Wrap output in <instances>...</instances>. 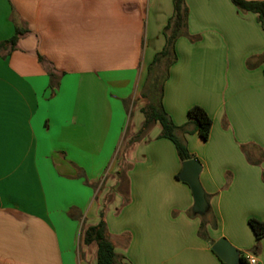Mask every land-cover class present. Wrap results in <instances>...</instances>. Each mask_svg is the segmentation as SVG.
I'll list each match as a JSON object with an SVG mask.
<instances>
[{
  "label": "crops",
  "instance_id": "crops-1",
  "mask_svg": "<svg viewBox=\"0 0 264 264\" xmlns=\"http://www.w3.org/2000/svg\"><path fill=\"white\" fill-rule=\"evenodd\" d=\"M186 4L163 103L203 164L205 213L161 122L137 137L174 0H0V264H100L84 233L101 219L120 264H228L221 238L264 264V29L232 0ZM195 104L207 140L183 128Z\"/></svg>",
  "mask_w": 264,
  "mask_h": 264
},
{
  "label": "trees",
  "instance_id": "trees-1",
  "mask_svg": "<svg viewBox=\"0 0 264 264\" xmlns=\"http://www.w3.org/2000/svg\"><path fill=\"white\" fill-rule=\"evenodd\" d=\"M232 1L243 10L258 13L264 29V0ZM188 14L189 8L186 4V0H174V13L164 27V35L166 39L165 45L155 54L148 68V78L143 88V95L148 97L150 102L143 108L146 120L137 135V137L142 136L152 123L157 121L161 122L163 126L162 136L171 139L175 143L178 153L183 161L193 157L186 143H184L177 135L178 126L164 107L163 95L165 83L169 77L170 67L178 59L176 41L185 32ZM25 31L26 30L17 28L15 35L5 42L11 44L12 48H14L17 45L20 34ZM39 58L41 61H44V57L42 55H40ZM49 74L53 79L51 81V87L54 89L58 84V80L56 79L57 75L52 70H49ZM188 115L189 121L185 126H183V128L187 125L193 124V130L189 131H197L205 140L209 139L213 119L207 110L203 106L195 104L190 107ZM119 175L121 180L123 179L124 182L126 176L122 171L119 172ZM177 177L180 178V175L178 174ZM249 224L257 238L256 247H258L260 239L264 237V220L252 217L249 219ZM84 241L87 244L92 242H96L98 244V262L100 264L121 263L119 255L116 252L115 245L108 237L104 219H101L98 224L91 225L85 230ZM239 258L241 263L248 262L244 254H241Z\"/></svg>",
  "mask_w": 264,
  "mask_h": 264
},
{
  "label": "water",
  "instance_id": "water-1",
  "mask_svg": "<svg viewBox=\"0 0 264 264\" xmlns=\"http://www.w3.org/2000/svg\"><path fill=\"white\" fill-rule=\"evenodd\" d=\"M202 170L203 164L201 161L197 158H190L183 161L180 171V179L187 182L193 191L195 213H205L209 208L206 192L200 179ZM213 248L222 259L228 262V264H237L240 262L239 252L226 238L219 239L214 244Z\"/></svg>",
  "mask_w": 264,
  "mask_h": 264
},
{
  "label": "built area",
  "instance_id": "built-area-1",
  "mask_svg": "<svg viewBox=\"0 0 264 264\" xmlns=\"http://www.w3.org/2000/svg\"><path fill=\"white\" fill-rule=\"evenodd\" d=\"M258 262V258L255 255L250 256L248 259L249 264H258Z\"/></svg>",
  "mask_w": 264,
  "mask_h": 264
}]
</instances>
